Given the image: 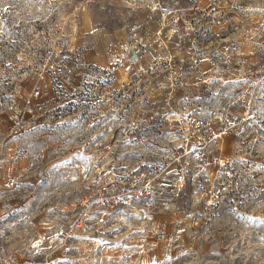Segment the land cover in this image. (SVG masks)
Masks as SVG:
<instances>
[{"label":"rangeland","instance_id":"374dc122","mask_svg":"<svg viewBox=\"0 0 264 264\" xmlns=\"http://www.w3.org/2000/svg\"><path fill=\"white\" fill-rule=\"evenodd\" d=\"M147 1L0 0V264H264V0H220L239 29L224 41L223 62L247 91L230 114L231 123L245 117L242 135L220 145L221 177L200 172L207 156L181 158L182 138L163 118L126 139L120 61H80L90 30L151 22ZM244 69L256 86L242 80ZM108 122L122 127L111 132ZM91 166L154 186L155 220L97 208L103 177L82 172Z\"/></svg>","mask_w":264,"mask_h":264},{"label":"crops","instance_id":"0c3cea01","mask_svg":"<svg viewBox=\"0 0 264 264\" xmlns=\"http://www.w3.org/2000/svg\"><path fill=\"white\" fill-rule=\"evenodd\" d=\"M147 5L151 22L141 28L137 26L133 30L124 25V28L106 34L90 30L86 33L90 36L89 44L84 39L80 43L87 45L80 56L84 65L108 67L120 61L128 76L126 80L124 75V84L128 85L124 88V101H127L124 106L130 115L124 125L131 129L157 124L154 117L157 113L165 116L163 105L168 96L173 102L190 96L219 106L225 95L215 94L220 90L217 80L224 67L226 49L230 46L224 41H229L232 33L239 30L226 21V11L220 7V0H196L195 4L188 5H181L180 0H148ZM223 32L228 35L221 37ZM200 33L212 34V37L203 42L192 39ZM200 45L206 51L198 53ZM209 47L211 49L207 51ZM135 62L154 73L130 71ZM71 68L68 67L69 72ZM209 98L214 100L208 101ZM167 118L175 120L177 116L170 114ZM165 126H168L166 122Z\"/></svg>","mask_w":264,"mask_h":264},{"label":"built area","instance_id":"2783aa9c","mask_svg":"<svg viewBox=\"0 0 264 264\" xmlns=\"http://www.w3.org/2000/svg\"><path fill=\"white\" fill-rule=\"evenodd\" d=\"M83 1L85 6L89 7L100 0ZM77 67L74 65L70 72H75ZM130 70H138L141 74L154 73L153 70L139 65L137 62L131 64ZM237 72L238 68L233 67L232 62H224V67L217 80L220 90L215 93L225 95L219 106H211L205 103L204 100H195L190 96L182 98L181 101L173 102V98L168 96L163 105L165 116H161V113L155 115V117L163 118L162 120L167 123L169 129H175L181 136L183 142L181 158L191 159L197 157L202 159L208 157L210 160L209 165L199 166L201 167L200 172L205 173L206 176L212 172V175L215 174L216 177L217 175L221 177L222 172H226L228 168L221 162L220 145L226 142L225 139L229 135L236 138H240L242 135L239 130L242 122L245 121V117L241 116V120L237 123H231L230 121V114L235 108L239 107L247 92L240 90V84L237 82L239 79ZM241 75L242 80L248 83L250 87L256 86L257 78L252 70L244 69ZM210 100L213 101L214 99L209 98L208 101ZM121 111V108L117 107L111 109V113H121ZM170 114L176 115L177 119L168 120L167 116ZM106 124L111 132L116 127H122V122L118 125L115 122ZM137 129H131L124 125L125 138H131L137 133ZM144 140L139 138L140 143H143ZM217 153L220 155L219 157L216 156ZM82 169V172H93L92 177L93 175H102L103 177L95 200L97 208L104 210L126 208L132 210L133 214L143 222L155 220L159 202L154 186L149 183L137 184L133 182L130 174L126 171L92 166L89 167L88 171L84 167ZM141 241L144 243L146 239L142 238Z\"/></svg>","mask_w":264,"mask_h":264}]
</instances>
